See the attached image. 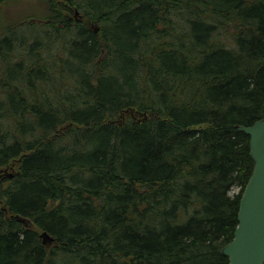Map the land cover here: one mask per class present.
<instances>
[{
	"label": "trees",
	"instance_id": "16d2710c",
	"mask_svg": "<svg viewBox=\"0 0 264 264\" xmlns=\"http://www.w3.org/2000/svg\"><path fill=\"white\" fill-rule=\"evenodd\" d=\"M63 1L0 32V264H228L264 0Z\"/></svg>",
	"mask_w": 264,
	"mask_h": 264
},
{
	"label": "water",
	"instance_id": "95a60500",
	"mask_svg": "<svg viewBox=\"0 0 264 264\" xmlns=\"http://www.w3.org/2000/svg\"><path fill=\"white\" fill-rule=\"evenodd\" d=\"M237 131L249 136V154L254 166L239 200L237 226L233 238L221 248V254L228 258V264L264 263V115L250 126H235ZM7 170H0V177ZM17 221L27 225L25 219L16 216ZM41 238L52 242L46 233ZM45 243V241H43Z\"/></svg>",
	"mask_w": 264,
	"mask_h": 264
},
{
	"label": "rangeland",
	"instance_id": "374dc122",
	"mask_svg": "<svg viewBox=\"0 0 264 264\" xmlns=\"http://www.w3.org/2000/svg\"><path fill=\"white\" fill-rule=\"evenodd\" d=\"M55 3L62 2L65 5L63 0H54ZM50 0H9L6 3L0 5V32L5 30L9 24L16 23L19 19H25L26 23L34 22L37 25H47V22L50 17H53L50 13ZM68 5V3H66ZM68 15L69 18L75 22L85 20L83 12L75 8L74 5L69 6V11H63V15ZM59 18V17H58ZM91 23V22H90ZM23 24L21 20L18 21V25ZM86 24V22L84 23ZM36 30V29H35ZM23 33H28L26 30ZM32 36L36 35V32L31 34ZM39 35V33L37 34ZM42 34H40L41 36ZM11 174V172L8 171ZM6 175V173H4ZM2 179V177H0ZM237 189L234 188L233 192H236ZM1 209V206H0ZM42 241H45V246L50 248L53 245V242H49L44 238H41Z\"/></svg>",
	"mask_w": 264,
	"mask_h": 264
}]
</instances>
